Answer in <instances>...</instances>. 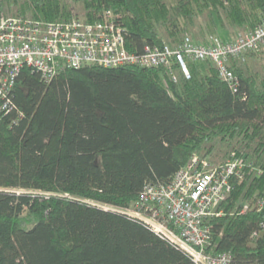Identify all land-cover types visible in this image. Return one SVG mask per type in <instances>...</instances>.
I'll return each mask as SVG.
<instances>
[{
  "label": "trees",
  "instance_id": "trees-1",
  "mask_svg": "<svg viewBox=\"0 0 264 264\" xmlns=\"http://www.w3.org/2000/svg\"><path fill=\"white\" fill-rule=\"evenodd\" d=\"M76 6L89 22L112 11L132 53L264 21V0H0V18L68 21ZM187 67L175 81L163 67L64 66L48 82L22 68L9 108L0 101V264H195L123 210L219 146L245 176L206 222L207 253L264 264V47L231 60L236 91L210 61Z\"/></svg>",
  "mask_w": 264,
  "mask_h": 264
},
{
  "label": "built area",
  "instance_id": "built-area-1",
  "mask_svg": "<svg viewBox=\"0 0 264 264\" xmlns=\"http://www.w3.org/2000/svg\"><path fill=\"white\" fill-rule=\"evenodd\" d=\"M264 47V21L254 30L234 40L213 38L198 43L187 35L175 47L145 45L142 53L126 47V31L112 11H105L95 22L76 16L68 21H40L27 16L0 18V101L8 109V96L22 68L27 66L51 81L64 66L105 68L138 66L163 67L176 81L174 69L190 78L187 63L212 62L222 81L236 91L238 83L231 69L232 59ZM243 160L232 154L219 165L196 154L174 177L173 182L144 186L139 201L123 210L143 222L153 232L186 252L195 264H229L230 255L207 253L211 245L209 218L222 216L224 203L232 190L231 179L245 176Z\"/></svg>",
  "mask_w": 264,
  "mask_h": 264
},
{
  "label": "rangeland",
  "instance_id": "rangeland-1",
  "mask_svg": "<svg viewBox=\"0 0 264 264\" xmlns=\"http://www.w3.org/2000/svg\"><path fill=\"white\" fill-rule=\"evenodd\" d=\"M75 11L78 13V15L80 17H83L84 16V11L82 10L81 7L76 6V10ZM239 34H243V33H236V34L233 33V34L229 35L228 38L231 39V40H234V39H236L239 36ZM218 35H219V37H223L225 34L220 29L219 32H218ZM226 150H227V148L225 146L216 147L212 151V153L210 155H208V157H206V158H208L211 161V163H213V164L220 163L224 159L223 157H224V155L226 153ZM204 153H205V151H203L202 154H204ZM202 154H200V155L203 156ZM221 163H223V162H221Z\"/></svg>",
  "mask_w": 264,
  "mask_h": 264
},
{
  "label": "crops",
  "instance_id": "crops-1",
  "mask_svg": "<svg viewBox=\"0 0 264 264\" xmlns=\"http://www.w3.org/2000/svg\"><path fill=\"white\" fill-rule=\"evenodd\" d=\"M231 40V39H230Z\"/></svg>",
  "mask_w": 264,
  "mask_h": 264
}]
</instances>
